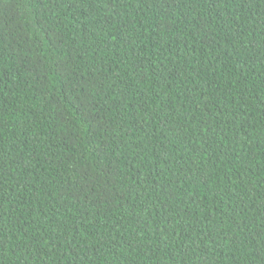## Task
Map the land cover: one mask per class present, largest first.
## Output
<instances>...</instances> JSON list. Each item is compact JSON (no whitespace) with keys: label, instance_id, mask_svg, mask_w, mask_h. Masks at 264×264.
Wrapping results in <instances>:
<instances>
[{"label":"trees","instance_id":"1","mask_svg":"<svg viewBox=\"0 0 264 264\" xmlns=\"http://www.w3.org/2000/svg\"><path fill=\"white\" fill-rule=\"evenodd\" d=\"M0 264H264V0H0Z\"/></svg>","mask_w":264,"mask_h":264}]
</instances>
